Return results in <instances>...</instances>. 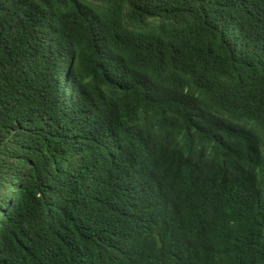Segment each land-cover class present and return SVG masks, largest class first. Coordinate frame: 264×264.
I'll list each match as a JSON object with an SVG mask.
<instances>
[{"label": "trees", "instance_id": "16d2710c", "mask_svg": "<svg viewBox=\"0 0 264 264\" xmlns=\"http://www.w3.org/2000/svg\"><path fill=\"white\" fill-rule=\"evenodd\" d=\"M0 264H264V0H0Z\"/></svg>", "mask_w": 264, "mask_h": 264}]
</instances>
